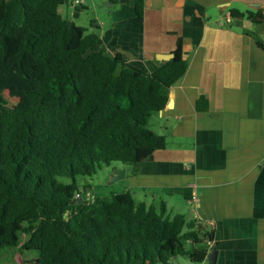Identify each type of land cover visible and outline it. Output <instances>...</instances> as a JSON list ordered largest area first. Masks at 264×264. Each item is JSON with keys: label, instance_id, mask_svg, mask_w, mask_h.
I'll list each match as a JSON object with an SVG mask.
<instances>
[{"label": "trees", "instance_id": "obj_1", "mask_svg": "<svg viewBox=\"0 0 264 264\" xmlns=\"http://www.w3.org/2000/svg\"><path fill=\"white\" fill-rule=\"evenodd\" d=\"M65 1L0 0V62L10 63L11 92L24 100L10 107L0 77V254L37 252L28 264L203 263L213 232L129 191L94 193L88 203L91 187L78 183L114 163L136 175L166 148L149 119L188 69L182 42L156 71L132 70L97 34L68 23ZM232 16L264 20L260 11ZM198 109H208L206 99Z\"/></svg>", "mask_w": 264, "mask_h": 264}, {"label": "crops", "instance_id": "obj_2", "mask_svg": "<svg viewBox=\"0 0 264 264\" xmlns=\"http://www.w3.org/2000/svg\"><path fill=\"white\" fill-rule=\"evenodd\" d=\"M76 1L61 15L130 69L156 71L179 41L188 62L174 108L149 119L166 148L123 166L120 191L213 232L201 264H264V20L232 16L264 15V0H144L143 16L140 0Z\"/></svg>", "mask_w": 264, "mask_h": 264}, {"label": "rangeland", "instance_id": "obj_3", "mask_svg": "<svg viewBox=\"0 0 264 264\" xmlns=\"http://www.w3.org/2000/svg\"><path fill=\"white\" fill-rule=\"evenodd\" d=\"M11 66L10 63L0 62V77L2 86L5 87V96L8 100L10 107L22 104L24 100L19 97H15L10 89V79H11ZM123 168L121 163H114L112 166H103L97 174L92 177H78V183L83 186H90L91 190L97 196H110L112 193L121 192V183L116 182L113 185H108V181L111 173L114 169ZM63 181H68L67 179H62ZM88 189L87 191H89ZM188 228H185V231ZM37 257V252H28L24 249H6L5 252L0 254V264H24L31 261L33 258ZM189 259L186 257H179L175 260L174 264H188Z\"/></svg>", "mask_w": 264, "mask_h": 264}, {"label": "water", "instance_id": "obj_4", "mask_svg": "<svg viewBox=\"0 0 264 264\" xmlns=\"http://www.w3.org/2000/svg\"><path fill=\"white\" fill-rule=\"evenodd\" d=\"M174 57H175L174 53L169 54V55H163L162 56V60L164 62H166V61H169V60L173 59ZM175 96H176V90L174 88H171L168 102L166 104L165 109H163L162 111H164V110L170 111V110H172L174 108ZM126 175H127L126 168L114 169L113 172L110 175V178H109V181H108V185H113V184H115L118 181L126 179Z\"/></svg>", "mask_w": 264, "mask_h": 264}, {"label": "built area", "instance_id": "obj_5", "mask_svg": "<svg viewBox=\"0 0 264 264\" xmlns=\"http://www.w3.org/2000/svg\"><path fill=\"white\" fill-rule=\"evenodd\" d=\"M77 4H86V1L85 0H77L76 1ZM80 195H77V198H79ZM85 200L88 202V203H93L95 201V194L94 192H92L91 190L87 191L86 195H85ZM26 264V263H24Z\"/></svg>", "mask_w": 264, "mask_h": 264}]
</instances>
